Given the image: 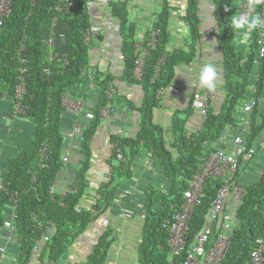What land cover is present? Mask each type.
I'll list each match as a JSON object with an SVG mask.
<instances>
[{
	"label": "trees",
	"instance_id": "trees-1",
	"mask_svg": "<svg viewBox=\"0 0 264 264\" xmlns=\"http://www.w3.org/2000/svg\"><path fill=\"white\" fill-rule=\"evenodd\" d=\"M90 1L11 0L10 14L4 18L0 29V97H11L14 104L16 89L21 83V56L27 69V92L22 100L25 113L19 115L17 120L30 119L34 125V137L28 149L19 151L9 160L8 174L2 182L4 190H0V231L6 221L4 207L11 204L15 207V244L18 247L15 264H29L34 246L44 236H48L49 240L42 246L41 264H58L63 258H69L75 242L114 206L118 190L125 180L133 176L135 157L145 147L153 158L160 160L164 175L170 180V191L153 187L146 192L141 240L129 264L136 261L139 264H182L196 234L207 223L212 203L221 187L218 179L211 178L207 182L204 196L189 222L187 249L182 254L172 256L168 223L185 202V192L203 158L207 152L215 150L207 145L216 143L228 129L237 131L240 127L241 130L240 123L245 124L247 120L250 127L244 136L248 147H253L264 132V58L259 68L254 66L259 27L253 31V42L248 53L239 51L235 44L236 29L232 26L238 0H212L220 29L218 46L224 61L225 96L218 102L220 106L217 109L210 104L209 97L208 112L202 116V130L190 134L186 126L197 110L192 106L198 92L194 93L186 108L174 113L171 127L174 139L169 142L164 128L155 123L154 115L163 106L161 98L164 92L169 87L175 88L172 83L178 67L190 65L196 58V45L200 38V0L187 1L184 22L191 39L189 49L176 48L173 51H168L172 38L171 13L174 10L170 0H164L162 9L156 13L152 27L157 32L156 48L150 46L153 39L151 30L139 41L136 25L130 20V0H102V5L108 4V11L102 6L106 16L116 21L113 27L115 25L114 29H118L121 37L123 68L119 76L110 70H99L92 64L95 42L103 38V33L93 34L89 40L86 36L87 31L97 23L92 20ZM257 15L263 18L260 2L257 3ZM51 38L54 39L53 47L47 43ZM22 47L24 49L21 51ZM145 50L148 55L142 76L136 79V62ZM253 71L257 74L256 82L252 81ZM117 81L141 90L143 98L138 106H134L141 115L139 131L135 138H122L119 135L111 138V143L118 144L122 149L125 160L121 162L112 152L111 180L101 183L94 191L88 185L91 180V147L102 124L101 110L108 103L112 106L119 94L120 84ZM86 82H93L98 91V102L90 111L94 119L80 134L81 152L80 160H77L80 162L75 187L65 190L66 195L62 198V192L57 189V179L68 165L62 162V156L67 151L61 127L65 113L63 97ZM251 87L255 91L248 99L246 95ZM251 101L255 102L253 110L241 112L242 106ZM43 147L47 148V159L41 167ZM70 159L71 164L74 163V159ZM239 171L236 174L237 182ZM52 187L56 188L54 195L50 194ZM244 189V196L236 210L238 225L231 232V246L223 264H251L255 241L264 237V168L260 179L245 185ZM90 192L96 193L97 197L90 208H83V200L91 197ZM225 213H231L226 205L218 220L220 230ZM117 239L116 230L107 226L84 264H106Z\"/></svg>",
	"mask_w": 264,
	"mask_h": 264
},
{
	"label": "crops",
	"instance_id": "crops-1",
	"mask_svg": "<svg viewBox=\"0 0 264 264\" xmlns=\"http://www.w3.org/2000/svg\"><path fill=\"white\" fill-rule=\"evenodd\" d=\"M187 1L170 0V5L174 10L171 13L170 32L172 38L168 51H173L176 48L188 50V46L191 44L189 29L184 22ZM102 2V0L90 1V10L94 23L101 21L103 16L106 15ZM163 3L164 0H130V11L133 13L131 14V19L133 22L138 20L140 23L139 29L137 28L139 41L142 40L146 32L152 29L156 21V13L162 9ZM214 12L215 7L212 0L199 1L198 23L200 26V38L196 45V58L192 64L178 67L172 83L177 88L178 94L172 93L169 89L165 91L161 98L163 106L155 111L154 121L164 128L169 142L174 139L171 130L174 113L177 110H184L194 93H210V104L216 109L220 106L218 102L224 99V61L218 46L220 29ZM137 13L140 14V17H137ZM114 27L103 32L102 39L96 40L95 48L92 52V64L99 70H110L114 75L119 76L123 68L120 55L121 37L118 29H114ZM253 31L254 29L249 30L246 27L235 30V44L239 51L248 53L253 42ZM205 62H211L216 65L220 74L217 87L213 91L194 86L193 77L196 70L202 67ZM252 75V81L256 82V71H253ZM117 83L120 84L119 94L112 102L110 115L102 121L93 139L91 167L89 170L91 180L105 179L109 172L108 170L113 168L111 138L116 135L122 138H135L139 131L141 115L134 109V106H138L143 98L141 90L134 85H124L120 81H117ZM250 90V92H247L248 95H246L248 99L252 98L254 92L253 87ZM69 94L74 98L81 99L84 102V108L83 112L79 114L65 109V113L62 116L61 127L64 131L65 145L71 147L69 157L74 159L72 164L70 159V163H68L57 179V189L62 193L75 187V177L80 162L77 160H80L81 137L80 135L71 137L72 128L79 123L82 124L83 128L87 126L90 120L85 117V113L91 111L98 102V91L94 88L93 82H86ZM12 107L13 98L0 97V149L3 148L1 146L3 144L2 141L5 143V140L8 137L10 138V142L4 147L7 148L4 151H0V181L4 180L8 174L9 160L17 156L20 149H28L34 137V125L30 119L11 120L9 118ZM249 122L247 120L246 125L241 122V130L239 127L237 131L233 129L224 131L216 143L207 146L211 150L215 149L213 151L222 149L228 153L232 152L235 149V137L240 133H247L250 127ZM203 124L204 118L199 111L195 110L187 122L186 129L190 134L198 133L202 130ZM244 128L245 130L242 132ZM253 147L257 153L249 160L242 159L240 164L238 182L242 186L251 185L261 177L264 168V132ZM245 167L246 170L242 173ZM132 171V178L125 180L122 188L118 190L114 206L100 217L96 223L89 226L81 237V251L75 252V255L70 253L66 261L70 258V260L75 258L72 263L75 264L78 261L80 264H84L86 257L92 251L93 245L105 232L107 226L114 228L118 234V239L114 244L121 246L118 250L120 263L129 264L133 260L132 257L136 254L141 240L140 234L144 223L142 208L145 203V194L153 187L164 192L170 191V180L164 175L160 160L153 158V155L145 147H142L135 157L132 163ZM89 195L91 197L87 196L83 200V208L91 207L97 197L96 193L90 192ZM239 203L240 201L229 200L226 204L227 211L236 212ZM1 245L2 242L0 241ZM115 250H112V255ZM17 252L18 247L16 244L9 246V254L15 256Z\"/></svg>",
	"mask_w": 264,
	"mask_h": 264
},
{
	"label": "built area",
	"instance_id": "built-area-1",
	"mask_svg": "<svg viewBox=\"0 0 264 264\" xmlns=\"http://www.w3.org/2000/svg\"><path fill=\"white\" fill-rule=\"evenodd\" d=\"M67 1V0H61ZM260 2L263 6V18H264V0H238V7L235 10V18L243 14H247L250 18L256 17L257 3ZM106 11H108V4L102 5ZM11 11V0H0V29L2 27L4 18L10 14ZM234 18V19H235ZM114 20L110 19L106 15L103 16L101 21L97 22L87 31L88 40L93 34L103 33L107 30H111L114 24ZM153 39L150 41V46L156 48V35L157 32L153 31ZM53 33V32H52ZM51 47L54 46V39L51 38L47 42ZM257 51L254 61L255 67H259L261 60L264 58V26H260L257 31ZM24 49L22 47L21 51ZM148 52L145 50L141 58L136 62V68L134 77L141 78L142 69L145 63V58ZM21 64L20 68V80L21 83L17 86L15 94V102L9 118L11 120L17 119L19 115L25 113V109L22 100L26 94L25 86V75L27 69L23 66L25 59L19 57ZM48 72V70H47ZM169 90L176 91L175 88L169 87ZM255 91V89H253ZM209 93H196L193 99L192 106L197 109L202 116H205L209 109ZM253 100V99H252ZM63 105L66 110L74 113L83 112L84 102L81 99L74 98L70 95H64ZM255 107V102L251 101L247 105L243 106V112L249 113ZM110 103L101 110V119H105L109 115ZM85 117L92 121L94 114L92 112H86ZM246 125V123H245ZM82 124H75L72 128L71 137L82 133ZM244 129H242V132ZM245 133H240L235 137V149L228 153L222 149L217 151L207 152V155L203 158L202 164L195 174L194 179L190 183L189 189L185 192V202L183 203L180 210H178L171 223H168L169 233V246L171 247L172 256L182 254L187 249L188 239L187 233L189 229V222L194 212V209L199 205L201 198L204 196V189L207 182L213 178L221 181V187L218 189L216 198L214 199L211 207V212L207 223L204 225L202 230L196 234L191 249L187 251V257L182 264H223L226 255L231 246V239L233 228L238 225L237 212L225 213L223 222L220 227H217L218 220L224 206L232 201H240L244 196V186L236 181V174L240 168L242 159L249 160L256 153L254 147H248L246 142ZM112 152L116 154V158L123 162L125 157L122 149L116 143H110ZM67 147V146H66ZM42 160L40 166H44V162L47 159V148L41 149ZM71 147H67L66 153L62 156V162L68 164L70 161ZM107 176L103 180H90L88 185L90 189L96 191L103 182H109L112 177V169L108 170ZM3 180L0 181V190H4ZM56 188L52 187L50 194L54 195ZM66 193H61V197L64 198ZM116 201V200H115ZM90 208V207H89ZM6 221L0 231V264L5 263H16V255L9 254V246L16 243V234L14 227L15 220V207L8 204L4 207ZM82 237V236H81ZM81 237L75 242L72 253L80 252L82 245L80 243ZM49 240L48 236H44L33 249V257L29 264H41L40 252L42 246ZM116 247V248H115ZM121 246L114 244L111 248L108 260L106 264H122L120 263V253L118 252ZM115 252L112 255V250ZM84 249V248H83ZM73 255V254H72ZM75 255V254H74ZM71 259V258H70ZM63 258L58 264H74L73 260ZM77 261V260H75ZM71 262V263H70ZM80 262H75V264ZM134 264H139L138 261ZM251 264H264V237L257 238L254 244V248L251 252Z\"/></svg>",
	"mask_w": 264,
	"mask_h": 264
},
{
	"label": "clouds",
	"instance_id": "clouds-1",
	"mask_svg": "<svg viewBox=\"0 0 264 264\" xmlns=\"http://www.w3.org/2000/svg\"><path fill=\"white\" fill-rule=\"evenodd\" d=\"M236 5H237L236 6L237 8L238 1L236 2ZM232 26L237 30L243 29L245 27L249 30H252L257 27L264 26V18L260 17L259 15H257L254 18H250L247 14H243L233 19ZM219 78H220V74L217 70L216 65H214L211 62H205L202 67L196 70L195 76L193 77L195 81L194 86L195 87L199 86L201 88L208 89L209 91H213L217 87V81L219 80ZM110 108H111V105H110ZM110 108H109V115H110ZM105 119H101V120L104 121Z\"/></svg>",
	"mask_w": 264,
	"mask_h": 264
},
{
	"label": "rangeland",
	"instance_id": "rangeland-1",
	"mask_svg": "<svg viewBox=\"0 0 264 264\" xmlns=\"http://www.w3.org/2000/svg\"><path fill=\"white\" fill-rule=\"evenodd\" d=\"M131 14H133V13L130 11V20L132 21V19H131ZM137 17H140V14L137 13ZM134 19H135V18H134ZM132 22H133V21H132ZM133 23L136 25V28L139 29V26H140L139 21H138V20H134ZM9 142H10V138H9V137L5 140V143H4V141H2L3 144H1V146H3V148H1L0 151H4V149L7 148V147L4 148L5 145H6L7 143H9ZM20 151H21V149H20ZM18 153H19V152H18ZM259 156H261V155H259ZM245 170H246V167L243 168L242 173H243ZM72 254L74 255L75 253L73 252ZM10 264H12V263H10Z\"/></svg>",
	"mask_w": 264,
	"mask_h": 264
}]
</instances>
